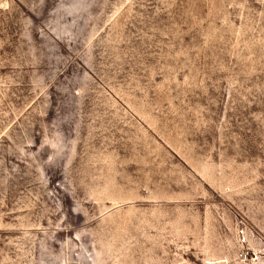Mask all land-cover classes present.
Wrapping results in <instances>:
<instances>
[{"label": "rangeland", "instance_id": "obj_1", "mask_svg": "<svg viewBox=\"0 0 264 264\" xmlns=\"http://www.w3.org/2000/svg\"><path fill=\"white\" fill-rule=\"evenodd\" d=\"M0 264H264V0H0Z\"/></svg>", "mask_w": 264, "mask_h": 264}]
</instances>
